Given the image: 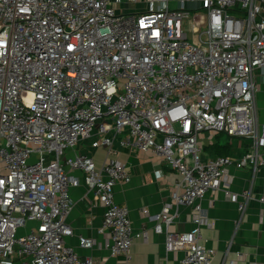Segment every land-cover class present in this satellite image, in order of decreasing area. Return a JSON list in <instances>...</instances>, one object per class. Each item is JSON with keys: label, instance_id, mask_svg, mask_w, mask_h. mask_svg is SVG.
<instances>
[{"label": "built area", "instance_id": "1", "mask_svg": "<svg viewBox=\"0 0 264 264\" xmlns=\"http://www.w3.org/2000/svg\"><path fill=\"white\" fill-rule=\"evenodd\" d=\"M126 5L137 9L123 13ZM260 80L264 0H0V264H101L65 242L70 170L85 174L105 208L100 231L112 255L130 258L146 233L115 201L116 185L132 177L113 158L118 147L151 151L179 173L173 203L190 206L199 225L174 233L178 213L143 212L168 253L185 252L180 264H212L202 201L230 185V167L264 166ZM220 133L249 149L205 159L204 138ZM85 143L106 148L102 167L77 152ZM242 197L243 212L251 190ZM79 245L95 241L80 236Z\"/></svg>", "mask_w": 264, "mask_h": 264}, {"label": "crops", "instance_id": "2", "mask_svg": "<svg viewBox=\"0 0 264 264\" xmlns=\"http://www.w3.org/2000/svg\"><path fill=\"white\" fill-rule=\"evenodd\" d=\"M256 100L259 120L264 125L263 80H260ZM215 138H204L205 159L217 157L213 144L219 142L224 145ZM227 142L232 144V149L230 155L226 156L240 158L249 149V141L245 139L234 141L229 138ZM77 152L92 155L98 168L104 164L107 154L106 148H93L88 143L78 146ZM113 158L128 165L132 175L130 182L116 185L115 201L129 208L135 232H144L146 235L136 238L130 258L126 255H112L107 246L109 236L100 231L105 208L97 203L95 193L88 190L85 174L70 170L76 180L70 188L74 205L68 217L73 235L65 239L66 244L74 247L81 256H90L101 264H180L185 252L168 253L165 233H157L155 221L143 212L148 210L151 215L178 213L170 226L174 233L186 234L199 225L198 215L190 206L177 207L173 203V194L180 180L179 173L151 151H132L128 147H118V154ZM229 173L233 176L230 185L223 184L222 189L208 191L202 201V244L216 250L212 264H264V202L259 201L264 195V166L256 174H253L250 166H233L229 168ZM225 189L234 197H229ZM246 190H251L253 198L246 201L242 212L240 204L245 202L242 194ZM34 225V222L29 223L30 227ZM20 232L25 233V230ZM80 236L92 238L95 245L82 248L79 245Z\"/></svg>", "mask_w": 264, "mask_h": 264}, {"label": "rangeland", "instance_id": "3", "mask_svg": "<svg viewBox=\"0 0 264 264\" xmlns=\"http://www.w3.org/2000/svg\"><path fill=\"white\" fill-rule=\"evenodd\" d=\"M172 6L175 7V3L172 4ZM119 9H120L123 13H126V14H127V13H134L135 10H136L137 8L134 7V6H127V5H126V7L119 6ZM186 23H187V24H186V28H187L188 32L191 33V32H192V23H191L190 21H187ZM229 138H230V137L227 136L226 134H224V133H220V134L218 135V137H216L215 139H216L217 141L222 142V143H226V142L228 141ZM233 139H234V141H237V140H238V138H233Z\"/></svg>", "mask_w": 264, "mask_h": 264}, {"label": "trees", "instance_id": "4", "mask_svg": "<svg viewBox=\"0 0 264 264\" xmlns=\"http://www.w3.org/2000/svg\"><path fill=\"white\" fill-rule=\"evenodd\" d=\"M213 145H215L214 152L216 153V156H226V155H230L231 149H232L231 148L232 144H229L228 142H226V143H224V145H222L219 142H216Z\"/></svg>", "mask_w": 264, "mask_h": 264}]
</instances>
